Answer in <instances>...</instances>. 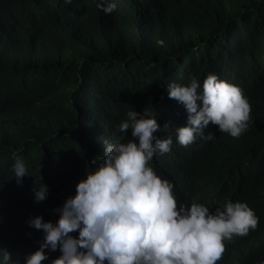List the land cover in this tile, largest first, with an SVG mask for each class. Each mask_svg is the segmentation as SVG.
<instances>
[{"label": "trees", "instance_id": "obj_1", "mask_svg": "<svg viewBox=\"0 0 264 264\" xmlns=\"http://www.w3.org/2000/svg\"><path fill=\"white\" fill-rule=\"evenodd\" d=\"M104 13L96 0H0V241L15 256L39 247L41 215L56 222L63 198L92 171L103 141L126 142L119 122L134 108L158 115L171 150L149 162L211 209L243 201L258 217L255 230L224 242L215 264L264 260V0H115ZM239 86L251 106L239 136L204 129L214 138L181 146L175 127L182 104L169 81H201L208 73ZM31 175L12 177L14 156ZM48 197L34 202V185ZM74 232L72 235H77ZM36 250V249H35ZM48 256L58 257L59 249Z\"/></svg>", "mask_w": 264, "mask_h": 264}, {"label": "clouds", "instance_id": "obj_2", "mask_svg": "<svg viewBox=\"0 0 264 264\" xmlns=\"http://www.w3.org/2000/svg\"><path fill=\"white\" fill-rule=\"evenodd\" d=\"M96 7L107 14L115 9V0H96ZM166 88L168 97L182 104L187 114L186 123L175 127L181 146L197 138L212 140L213 133L204 131L210 122L232 137L249 127L247 97L239 86L215 73L202 81L196 76L186 83L169 81ZM125 116L117 129L130 130L131 139L104 140L103 155L89 159L93 170L67 190L55 209L56 222L41 215L28 219L43 233L39 247L15 256L13 247L0 241V264H215L225 241L256 229L258 217L243 201L228 199L211 210L198 197L186 201L182 190L149 163L154 155L171 150L172 136L157 135L168 125L158 122L157 113L141 114L134 108ZM11 170L17 183L31 175L19 155ZM33 191L34 202H41L48 197L49 186L41 182ZM45 249H59L61 254L48 256Z\"/></svg>", "mask_w": 264, "mask_h": 264}, {"label": "rangeland", "instance_id": "obj_3", "mask_svg": "<svg viewBox=\"0 0 264 264\" xmlns=\"http://www.w3.org/2000/svg\"><path fill=\"white\" fill-rule=\"evenodd\" d=\"M28 250H31V249H28ZM20 260V259H19Z\"/></svg>", "mask_w": 264, "mask_h": 264}, {"label": "bare ground", "instance_id": "obj_4", "mask_svg": "<svg viewBox=\"0 0 264 264\" xmlns=\"http://www.w3.org/2000/svg\"><path fill=\"white\" fill-rule=\"evenodd\" d=\"M1 213V212H0Z\"/></svg>", "mask_w": 264, "mask_h": 264}]
</instances>
